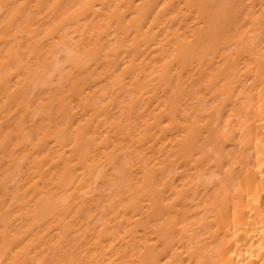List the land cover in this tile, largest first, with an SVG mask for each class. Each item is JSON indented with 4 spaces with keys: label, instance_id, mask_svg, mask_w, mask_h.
<instances>
[{
    "label": "bare ground",
    "instance_id": "1",
    "mask_svg": "<svg viewBox=\"0 0 264 264\" xmlns=\"http://www.w3.org/2000/svg\"><path fill=\"white\" fill-rule=\"evenodd\" d=\"M0 264H264V0H0Z\"/></svg>",
    "mask_w": 264,
    "mask_h": 264
}]
</instances>
